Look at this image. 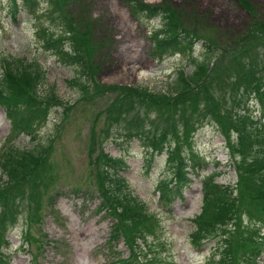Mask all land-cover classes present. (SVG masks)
Listing matches in <instances>:
<instances>
[{
    "label": "rangeland",
    "instance_id": "1",
    "mask_svg": "<svg viewBox=\"0 0 264 264\" xmlns=\"http://www.w3.org/2000/svg\"><path fill=\"white\" fill-rule=\"evenodd\" d=\"M31 1L23 3L29 5ZM33 1L34 14L21 11L14 17L9 0H0V89L6 90V64L15 56L26 64H36L40 72L29 99L11 106L0 102V154L11 143L24 147L23 152L36 143L50 145L37 168L42 171L41 182L32 188H27V180H23L19 183L21 189L15 186L1 194L7 178L1 171L0 156V220L3 209L11 213L16 207L9 223L0 228V252L6 264H107L115 260H127V264H210L219 256L213 254L223 234L206 238L199 248L190 239L194 216L203 204L201 177L218 173L216 184L237 183L240 187L235 162L232 163L233 158L240 160V155L231 149L236 145V134L231 132L228 145L219 125L209 117L196 126L185 154L192 156L199 175L188 181L184 199L166 209L155 191L158 180L170 176L166 154L150 155L141 140L121 135L147 128L149 120L158 121L156 106L149 100L144 104L136 97L127 98L123 104L127 117L116 120L113 115L121 100L116 103L119 95L111 87L166 91L168 82L177 79V72L183 69L190 73L192 61L206 57L208 49L220 58L222 50L245 29L264 23V0ZM137 2L164 5L179 27L197 40L192 44L179 42L175 47L178 51L160 46V16L144 17L134 10ZM77 43L81 53L78 58L74 56ZM257 52L262 56L264 46L256 48L254 53ZM82 64L84 68L77 66ZM27 67L22 76L35 72L30 69L33 66ZM82 70L88 76L86 91L73 83L77 76L87 78ZM35 73L39 75L37 69ZM51 89L59 101L40 98ZM228 89L233 94L226 96V104L233 107L230 99L239 101L240 90L234 88V83H229ZM210 90L221 94L216 87ZM252 95L244 96L246 107ZM258 102L251 98L246 110L257 118L263 114ZM135 117L143 121L137 122ZM177 127L181 130L180 124ZM261 139L264 141V134ZM174 144L175 140L168 137L166 145L173 148ZM99 152L124 161L122 179L128 182L134 196L147 204L144 210L152 220L147 247L133 250L125 239L134 233L130 232L134 230L132 223L123 218L124 226L117 224L118 218L108 214L106 204L101 203L98 190L109 185L106 176L98 172V167L104 165L98 159ZM198 158L202 167L196 166ZM116 192L108 201L113 207L124 191ZM132 206L136 209L137 202ZM238 218L241 225L261 227L258 235H264L263 212L252 217L241 211ZM114 228L117 238L111 233ZM7 237L10 245L5 243ZM260 253L258 264H264V242Z\"/></svg>",
    "mask_w": 264,
    "mask_h": 264
},
{
    "label": "trees",
    "instance_id": "2",
    "mask_svg": "<svg viewBox=\"0 0 264 264\" xmlns=\"http://www.w3.org/2000/svg\"><path fill=\"white\" fill-rule=\"evenodd\" d=\"M9 2L12 12L16 11L18 7L24 8L25 6H28V11H30L29 7L33 4L31 1L29 5H26L23 3L24 0H19V3L16 0H9ZM163 6H151L144 2H137V6L134 8L144 17L160 16L163 38L158 44L164 48L178 51L175 47L179 42L192 44L194 40H197L193 35L182 30L179 24L171 18L167 7ZM259 46H264V23L262 22L256 23L245 29L242 34L240 33L231 45L222 50L220 58H217L214 52L208 49L209 54L206 57L192 61L194 67L190 73L186 74L182 69L178 71L177 79L168 82L166 91L150 93L145 88L111 87L117 90L119 95L116 103L121 100L113 115L116 120L118 118L124 120L127 117L123 106L127 98L136 97L140 103L145 102L144 104L149 100L156 106L158 121L149 120L150 124L147 128L140 127L136 131L122 134L114 133L125 135L128 139L138 138L147 152H164L166 154L165 162L170 170V176L161 178L156 185L160 201L165 206L183 199V189L190 180L188 174L195 175L196 173L192 156L189 153L185 154L187 153L186 149L191 146L190 138L196 126L204 118L209 117L219 125L223 135L227 138L228 145H230L231 132L236 134V145L231 146V149H234L232 152L238 153L237 156L240 155V160L237 161L233 158L232 163L235 162L238 172L237 182L240 187L237 188V183L235 186L216 184L214 180L218 173H209L201 177L203 179V204L201 212L193 219L190 239L192 244L198 246L201 241L210 236L217 237L218 233L223 234V238L217 245L216 253L213 254L219 256L217 259L212 258L210 264H258L261 254L260 247L264 242L262 240L264 235H258L261 232V227L257 229L249 225H241L238 221L241 211L252 217L256 213H264V141L261 139L264 134L262 131L264 127V54L261 56L258 52L254 53ZM206 47L210 48L208 43ZM227 53L229 56H226ZM61 54L65 57L64 53ZM80 55L77 43L74 56L78 58L81 57ZM230 59L232 61L228 64ZM68 60L76 65L73 58ZM10 61L6 64V90L0 89V102L4 101L7 106H11L19 100L29 99L33 93L34 80L40 78L39 68L36 64H26L23 59L16 56ZM27 66H33L34 68L30 69L35 72L37 69L39 75H36L35 72H27L22 76L24 70L29 68ZM77 66L85 67L84 64ZM81 74L87 76L86 71L82 70ZM73 83L81 91H86L88 76L86 79L77 76L73 79ZM229 83H234V88H238L241 94L239 101L230 99L234 103L233 107H228L226 104V96L230 93L233 94L228 89ZM210 87H216L218 93L221 94L215 95L216 91H211ZM250 94L253 95L247 100V107L251 98L258 99L263 116L259 114L257 118V115L247 113L244 96L247 98ZM40 98L54 102L60 100L53 89L46 93L45 97L41 96ZM134 112L139 116L137 109ZM10 119L14 123L12 115H10ZM134 120L143 121L137 117ZM178 124L181 125V130L177 127ZM13 127H16V124ZM12 132L15 133L14 130ZM168 137L175 140L173 148L166 145ZM96 139H98L97 136ZM48 146L50 145L36 143L35 147L30 148L31 150L23 152L22 148L19 149L14 143H11L0 154L2 157L1 171L7 178L6 187L2 188L1 194L9 192L15 186L21 189L19 183L23 180H27V188H32L33 184L37 185L41 182L42 171H37V168L42 164ZM98 159L104 162L102 168L98 167V172H102L106 176L109 185L98 190L101 203L106 204L109 210L108 214H113L118 218L117 224L124 226L126 222L121 221L123 218L132 223L134 230L130 232L134 233L127 236V241L133 250L147 247V237H149L147 232L152 226V220L145 213L144 208L147 205L131 194L126 182L121 177L120 172L125 166L124 161L120 157H112L103 152H99ZM198 165L199 158L196 161V166ZM199 167H202V164ZM120 189L124 192L115 199L117 205L113 207L108 201ZM134 201L137 202L136 209L132 206ZM15 210V206L11 213L3 209L0 228L9 223ZM228 225H230L229 228H227ZM114 230L116 233L117 229L114 228ZM26 240L29 241V237H26ZM5 243L8 245L7 240ZM152 258L155 257L152 256ZM140 261L145 260L140 259ZM121 262V264H127V260H121ZM0 264H6L3 252H0Z\"/></svg>",
    "mask_w": 264,
    "mask_h": 264
}]
</instances>
